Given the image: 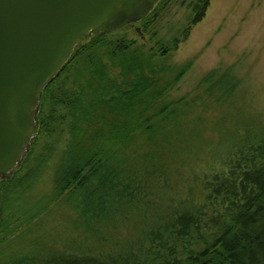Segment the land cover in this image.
Wrapping results in <instances>:
<instances>
[{
	"label": "trees",
	"instance_id": "16d2710c",
	"mask_svg": "<svg viewBox=\"0 0 264 264\" xmlns=\"http://www.w3.org/2000/svg\"><path fill=\"white\" fill-rule=\"evenodd\" d=\"M208 3L194 2L192 24L203 18ZM156 10L140 23L150 21ZM107 46L104 57L118 70L115 79L98 59ZM132 46L124 37L113 41L108 34L93 36L74 50L43 91L39 133L20 166L0 182V245L42 213L43 201L48 206L64 194L94 223L109 224L118 216L141 218L137 237L118 246L95 233L93 245L77 249L67 244L7 264H264V134L245 136L231 157L203 172L187 167L190 177L185 178L183 162L199 149L201 119L181 126L169 123L181 109L176 108L180 102H167L154 91L175 84L181 73L158 70L153 64L142 71L131 61ZM170 51L162 48L159 56ZM79 60L90 76L70 93L61 115L65 128L50 148V159L37 169L50 163L52 191L30 206L27 194L37 188L38 180H19L18 175L47 127L42 113L50 88Z\"/></svg>",
	"mask_w": 264,
	"mask_h": 264
},
{
	"label": "rangeland",
	"instance_id": "374dc122",
	"mask_svg": "<svg viewBox=\"0 0 264 264\" xmlns=\"http://www.w3.org/2000/svg\"><path fill=\"white\" fill-rule=\"evenodd\" d=\"M195 1L165 0L157 5L155 15L147 23L137 22L108 35L113 41L124 37L134 43L131 61L142 71L153 64L158 70L176 69L181 73L175 84L154 93H160L167 102H180L176 108L181 109L169 121L171 125L201 119L200 138L196 142L199 149L183 163L186 171L191 167L193 172H203L208 165L231 157L245 136L264 134V0H209L203 18L192 24ZM108 48L100 50L98 59L115 79L118 70L104 57ZM162 48L171 50L163 58L159 56ZM89 76L85 62L79 60L48 92L42 113L47 127L17 178L38 180L37 188L30 196L27 194L30 206L52 191L54 171L48 167L50 163L45 164V169H37L50 159V148L59 140L63 125L65 128L61 115L67 111L70 93L85 85ZM188 171L185 178L190 177ZM42 204V213L30 218L17 234L0 245V264L27 253L41 256L44 251L61 249L67 244L84 248L93 245L95 233L111 245L123 246L133 242L142 228L143 221L136 217L118 216L109 224L110 220L94 223L90 216L80 215L74 207L76 202L66 194L48 206L44 201Z\"/></svg>",
	"mask_w": 264,
	"mask_h": 264
},
{
	"label": "water",
	"instance_id": "95a60500",
	"mask_svg": "<svg viewBox=\"0 0 264 264\" xmlns=\"http://www.w3.org/2000/svg\"><path fill=\"white\" fill-rule=\"evenodd\" d=\"M161 0H0V182L39 133L45 88L93 36L141 22Z\"/></svg>",
	"mask_w": 264,
	"mask_h": 264
}]
</instances>
